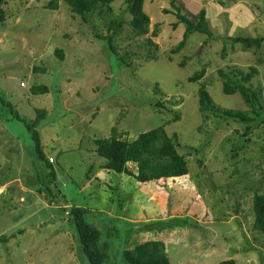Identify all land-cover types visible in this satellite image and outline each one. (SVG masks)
Masks as SVG:
<instances>
[{"label":"rangeland","instance_id":"374dc122","mask_svg":"<svg viewBox=\"0 0 264 264\" xmlns=\"http://www.w3.org/2000/svg\"><path fill=\"white\" fill-rule=\"evenodd\" d=\"M49 1L9 0L0 24V237L8 236L7 242L0 240V264H89L72 221L62 212L70 206L88 210V223L101 235L96 247L102 264H125L123 251L148 239L164 242L170 264L227 259L264 264V235L252 230V195L264 192V120L243 136V124L199 111V86L189 81L205 66L201 82L213 102L243 110L239 94L222 92L217 69L256 65L264 97V42L257 51H244L226 40L264 36V0H145L149 26L140 37L128 26L126 0H114L112 16L123 20L114 43L119 55L135 54L130 68L107 56L92 28L65 3L49 10ZM172 4L194 22L205 10L217 38L193 32L172 54L185 30L180 23L173 29ZM108 20L94 15L90 25L105 34ZM55 49L63 51L64 60ZM149 54L157 58L145 61ZM33 85L48 92L33 94ZM6 102L27 122L37 109L46 111L37 126L43 160ZM166 122V132L178 135L179 152L188 161V176L167 182L171 198L159 184L147 185L140 194L130 177L99 169L105 160L95 154L94 140L110 137L115 128L116 136L131 141ZM49 157L55 177L47 174ZM176 215L197 223L137 230L140 222Z\"/></svg>","mask_w":264,"mask_h":264},{"label":"trees","instance_id":"16d2710c","mask_svg":"<svg viewBox=\"0 0 264 264\" xmlns=\"http://www.w3.org/2000/svg\"><path fill=\"white\" fill-rule=\"evenodd\" d=\"M8 1L9 0H0V24L6 20L4 6ZM113 1L114 0H50L46 7L49 10H57L59 2L65 3L73 15L78 17L85 25L92 28L94 38L96 41L102 43L106 55L116 57V60L121 62L122 66L130 68L131 58L134 57L135 54L133 53L130 55L126 52L124 55H119L114 43L115 37L120 33L123 20L120 16H112V8L110 5ZM144 1L145 0H126V9L131 16V19L128 21V26L137 37L144 36L148 33L149 17L143 10ZM172 6L176 10L175 15L177 18V22L173 24V29H176L179 23L185 26L182 40L170 51L172 54L178 53L184 48L188 35L193 32L205 34L209 39L217 38L212 35L210 31L205 10H201L197 14L196 21L194 22L182 15L178 7H175L173 4ZM94 15H107L109 17L105 34L98 32L96 27L90 25L91 17ZM155 34L156 31L153 36ZM226 40L230 41L232 44H239L244 51L250 49H255V51H257L264 42V36H235L227 38ZM149 43L152 44L151 41H149ZM54 53L60 60H64L62 50L55 49ZM156 58L155 55L149 54L144 57V60L148 61ZM261 62V58H258L257 63ZM184 65L185 62H182L181 66ZM35 70L38 72L45 71L44 69L38 68H35ZM205 74L206 67L202 66L189 77L190 82L197 83L199 86L197 89L199 111L203 114H211L222 121L231 120L239 122L244 125L243 136L250 135L254 126H258L257 124L264 120L263 90L256 84L255 80V77L259 74L258 67L256 65H251L247 70L240 69L236 66H231L227 69H217V74L222 84V92L227 95L239 94L245 107L243 110L222 108L216 105L206 90L205 84L201 82ZM30 92L33 94H44L48 92V89L43 85H33L30 88ZM155 104L161 108L165 107L162 102L157 101ZM4 105L10 108L16 120L23 122L29 132L28 134L34 142L36 155L43 160L44 156L40 147V136L37 131V126L39 121L44 118L46 111L37 109L35 111V118L27 122L14 111V108L12 110V105L10 103L7 104L6 102ZM172 113L174 115L172 121H177L179 118L178 114L173 111ZM169 122L162 123L149 131L141 132L131 141L116 136L115 128H112V135H110V137L94 140L95 154L105 160V163L100 165L99 169L104 172L124 174L130 177L138 184L137 186L140 194H145L147 185L159 184L160 189L167 191L171 198L173 195L170 194L171 187H168L167 182L168 180H181L186 178L188 176V161L187 155L179 152L178 148L180 145L178 135L175 133L169 135L166 132L165 126L169 124ZM250 141L251 139L247 138L245 142ZM189 149L192 150L191 147H189ZM189 153H191V151H189ZM45 163L49 172L47 174L55 177V171L52 166L53 162L51 163L46 159ZM130 164L134 166V169L130 167ZM91 172L92 168H89L86 175L87 178H89ZM48 193L49 194L45 195H51L50 202H54L57 206L58 202L56 198H52L53 193H50V191H48ZM64 209L65 210H62V212H67L68 220L72 221L83 254L89 261V264H102V255L96 247L97 243L101 240V235L99 230L88 223L86 219L88 210L80 206H70ZM252 210L254 214L252 230L264 235V192L253 193ZM196 213L198 212L193 211V214ZM195 223H197V221H195V219L193 220L191 217L176 215L148 222H140L139 226L137 225V230L138 232H144L146 231L145 229H147V231H164L178 227H193ZM0 240L7 242L8 236H1ZM122 256L125 260V264H170L167 257L166 246L161 240L148 239L139 242L132 249H125ZM219 264H236V262L234 259H227L221 261Z\"/></svg>","mask_w":264,"mask_h":264},{"label":"built area","instance_id":"2783aa9c","mask_svg":"<svg viewBox=\"0 0 264 264\" xmlns=\"http://www.w3.org/2000/svg\"><path fill=\"white\" fill-rule=\"evenodd\" d=\"M50 162H53V159L51 158V157H49V159H48Z\"/></svg>","mask_w":264,"mask_h":264}]
</instances>
